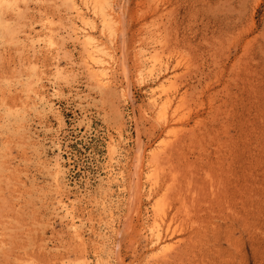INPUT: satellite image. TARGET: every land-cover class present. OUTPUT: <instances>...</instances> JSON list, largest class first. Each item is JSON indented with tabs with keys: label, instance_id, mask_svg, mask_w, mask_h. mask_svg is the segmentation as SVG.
<instances>
[{
	"label": "rangeland",
	"instance_id": "374dc122",
	"mask_svg": "<svg viewBox=\"0 0 264 264\" xmlns=\"http://www.w3.org/2000/svg\"><path fill=\"white\" fill-rule=\"evenodd\" d=\"M111 1L115 39L95 24L116 62L105 88L82 62L69 4L18 0L2 13L0 264L109 253L107 264H264V0ZM142 47L170 56L169 126L147 103L153 83L136 80ZM151 147L156 197L142 188ZM154 200L175 229L158 254L145 233Z\"/></svg>",
	"mask_w": 264,
	"mask_h": 264
},
{
	"label": "bare ground",
	"instance_id": "6f19581e",
	"mask_svg": "<svg viewBox=\"0 0 264 264\" xmlns=\"http://www.w3.org/2000/svg\"><path fill=\"white\" fill-rule=\"evenodd\" d=\"M64 3L69 4L68 6H70V9L72 10L74 16H75V20L72 23L73 27H72V33L73 36L75 37L76 40L79 41L80 45H81V51H82V55H83V60L84 61L83 64H85L86 67V71H88L91 79L94 81V83L96 84L97 87L99 88H105V87H110V85H112L114 79V63H116L113 60V49L111 51L110 49V45L107 42H105V40H103V38L99 35L95 34V29H96V25H99V34H107L109 37H111V39L113 40L114 38V34H115V24H116V16H115V10H114V6L112 5V1L111 0H62ZM114 2V1H113ZM65 4V5H67ZM19 8V3L18 0H0V29L1 30H6L7 28H9V25L7 23V20L5 19V15L3 16V12L4 11H16ZM72 14V13H71ZM70 14V15H71ZM10 15V14H9ZM8 16V15H7ZM49 15H47L48 17ZM10 17V16H9ZM11 18V17H10ZM52 19V17H51ZM74 19V18H73ZM11 20V19H9ZM47 20V19H46ZM49 20V19H48ZM54 20V19H53ZM73 21V20H72ZM67 22V21H66ZM97 22V24H96ZM31 24V23H30ZM29 24V25H30ZM66 24V23H65ZM96 24V25H95ZM45 25V24H44ZM47 25V24H46ZM66 26V25H65ZM16 27V26H15ZM32 28V26H29ZM25 28H28L25 27ZM54 28V27H53ZM53 28H51L52 30H54ZM42 29V28H41ZM51 29H48V33L45 34L44 32V36L42 37V39L40 40L41 43H43L46 47L48 48H52L55 44V38L54 35L51 31ZM0 30V31H1ZM18 30V29H17ZM23 30V29H22ZM43 30V29H42ZM45 30V29H44ZM56 30V29H55ZM59 30V29H58ZM65 30V28H64ZM32 31V30H31ZM117 31V30H116ZM30 32V31H29ZM41 32V31H40ZM59 32V31H58ZM5 33V32H3ZM14 33V31H13ZM20 33V32H19ZM25 33V30H24ZM31 33V32H30ZM33 33V32H32ZM31 33V35L28 34V36H33ZM8 34V33H7ZM10 34V33H9ZM35 34V33H34ZM40 34V33H38ZM71 34V33H70ZM36 36V34H35ZM42 36V34H41ZM58 36V33L57 35ZM116 36V35H115ZM15 37V36H14ZM20 37V36H18ZM16 36V38H18ZM40 37V36H39ZM72 37V36H70ZM153 37V35H152ZM22 40L23 38L20 37ZM36 38V37H35ZM34 38V39H35ZM107 38V37H106ZM25 39V37H24ZM32 38L30 37V40ZM33 39V40H34ZM110 39V38H109ZM115 39V38H114ZM157 36L154 35V40L153 41L155 44H157ZM12 40V39H11ZM14 40V39H13ZM58 40V39H57ZM153 40V39H152ZM27 41V39H26ZM61 41V40H60ZM118 41V40H117ZM17 42V41H16ZM25 42V40H24ZM39 42V41H38ZM112 42V41H111ZM23 43V42H22ZM25 44V43H23ZM35 44V43H34ZM37 44V43H36ZM77 44V43H76ZM33 45V43H32ZM64 45V43H63ZM143 45V44H142ZM159 45V44H158ZM161 45V44H160ZM28 46V45H26ZM31 46V44H30ZM120 46V45H119ZM33 47V46H32ZM41 46H37V48H39ZM162 47V46H161ZM152 48V50H148L147 48L143 50L141 49V51L139 52V64L136 70V80L137 82H150L153 83L151 85L152 88H150V92L147 96V103L149 104V106H151L153 109H155L159 116L158 120H162L163 123L165 124V126H169V121L166 118V115L168 113V110L171 108L172 106V102H173V92L171 93V89H172V76H170L169 74H166L168 71V66L170 65L169 63V57L170 56H166V57H160L162 56L161 53H159L158 50H160V48ZM25 48V46H24ZM43 48V47H42ZM41 48V49H42ZM149 48V47H148ZM26 49V48H25ZM34 49V48H33ZM44 49V48H43ZM54 50V49H53ZM56 50V49H55ZM28 51V50H27ZM34 51V50H33ZM39 51V49H38ZM161 51V50H160ZM31 52H32V48H31ZM46 52V51H45ZM52 52V49H51ZM50 52V53H51ZM138 52V50H137ZM34 53V52H33ZM32 54V53H31ZM37 54V53H36ZM35 54V55H36ZM52 54V53H51ZM34 55V56H35ZM164 56V55H163ZM122 58V57H121ZM178 62V61H177ZM176 62V63H177ZM33 63V62H32ZM39 63V62H38ZM121 63V62H120ZM179 64V63H178ZM181 64V63H180ZM30 66V65H28ZM33 66V65H32ZM36 66V65H35ZM170 67V66H169ZM39 68V66H38ZM172 68L174 69L175 66ZM40 71V70H39ZM42 71V70H41ZM38 72V71H37ZM44 73V72H43ZM59 73V72H57ZM134 73V72H133ZM172 75V73H171ZM30 76V73H29ZM28 76V77H29ZM33 76V75H32ZM44 76V75H43ZM64 76V75H62ZM27 77V76H26ZM43 79V78H42ZM64 79V78H63ZM114 79V80H113ZM30 80V78H29ZM33 80V79H32ZM31 80V81H32ZM21 80H19L20 82ZM25 81V80H24ZM30 81V82H31ZM36 81V80H35ZM16 82V81H15ZM18 82V81H17ZM23 83V81H21ZM26 82V81H25ZM115 82V81H114ZM36 83V82H35ZM149 83V84H150ZM19 85V84H18ZM146 85V83H145ZM11 86H13L11 84ZM22 86V85H21ZM24 86V85H23ZM38 88V84L36 85ZM144 86V84H143ZM148 86V85H146ZM33 87V86H32ZM35 87V86H34ZM150 87V86H149ZM9 88V85H8ZM12 88V87H11ZM114 88V87H113ZM25 89L26 86H25ZM116 89V88H115ZM118 89V88H117ZM8 90V89H7ZM10 90V88H9ZM23 90V89H22ZM31 90V88L29 89ZM33 90V88H32ZM38 90V89H36ZM104 90V89H103ZM41 92V91H40ZM148 92V91H147ZM123 93V92H122ZM36 94V93H35ZM39 94V93H38ZM125 94V93H124ZM32 96V94H30ZM42 95V94H41ZM40 95V96H41ZM28 96V93H27ZM30 97V96H29ZM26 98V96H25ZM38 98V96H37ZM29 99V98H28ZM27 99V100H28ZM35 99V98H34ZM33 101V99H31ZM44 100V99H43ZM24 101V100H23ZM45 101V100H44ZM47 101V100H46ZM28 102V101H26ZM31 103V102H30ZM35 102H33L34 104ZM37 103V102H36ZM177 103V102H176ZM175 104V103H174ZM173 104V105H174ZM16 105V104H15ZM28 105V104H27ZM31 105V104H29ZM17 106L19 107V104H17ZM16 106V108H17ZM25 106V110H26V105ZM148 106V105H147ZM176 106V105H175ZM22 107V106H21ZM49 108V107H48ZM150 108V107H149ZM175 108V107H174ZM4 110V109H3ZM10 110V109H9ZM16 110V109H15ZM20 110V109H19ZM24 110V109H23ZM46 110V109H45ZM150 110V109H149ZM178 110V109H177ZM6 111V109L4 110ZM14 111V110H13ZM7 112V111H6ZM5 112V113H6ZM18 112V109H17ZM154 112V110H153ZM13 113V112H12ZM20 113V112H19ZM155 113V112H154ZM17 114V113H16ZM144 114V113H143ZM156 114V113H155ZM169 114V113H168ZM175 114H172L171 116H173ZM7 116V115H4ZM18 116V115H17ZM168 116V115H167ZM11 117V116H10ZM6 118V117H5ZM4 118V119H5ZM16 118V116H15ZM20 118V117H19ZM172 118V117H171ZM7 119V118H6ZM13 119V118H12ZM8 121V120H7ZM11 121V120H10ZM20 121V120H19ZM9 122V121H8ZM7 123V122H6ZM173 123V122H172ZM8 124V123H7ZM4 123V125L7 127L8 125ZM159 124V123H158ZM163 126V125H162ZM2 128V126H1ZM171 128V127H170ZM169 128V129H170ZM168 129V128H167ZM168 131V130H167ZM170 133V132H168ZM119 136V135H118ZM118 138V137H117ZM117 141V140H116ZM121 142V141H119ZM161 143V142H160ZM122 145V144H121ZM160 145V144H159ZM110 146L111 149L110 151L112 153L116 152V149L118 151V148L115 144L110 142ZM137 147V146H136ZM140 148V147H139ZM139 150V149H138ZM137 151V150H136ZM146 152V151H145ZM116 154V153H115ZM145 156V155H144ZM144 158V157H143ZM146 158H149L150 161L146 166V172L144 173L143 179L144 182L142 183V188L145 189V185L147 184V195L148 196H153L156 197V195L153 193L156 185H157V180L156 179V168L159 165V161H158V155H157V149L156 148H149L147 150V154H146ZM112 159V158H111ZM125 159V158H124ZM114 160V158L112 159ZM54 162H57L54 161ZM53 162V163H54ZM57 164V163H56ZM55 164V165H56ZM114 164V163H113ZM58 165V164H57ZM54 166V165H53ZM52 166V167H53ZM60 168V167H59ZM111 168V167H110ZM113 168V167H112ZM52 169V168H51ZM54 170V169H53ZM52 170V171H53ZM58 170V169H57ZM62 170V169H61ZM51 171V170H50ZM115 171V170H114ZM58 172V171H56ZM62 173V171H61ZM109 173V171H108ZM113 173V172H112ZM53 175V172L51 173ZM117 174V173H116ZM120 174V173H119ZM122 174V173H121ZM63 175V174H62ZM110 175V174H109ZM54 176V175H53ZM114 176V175H113ZM61 177V176H60ZM112 177V176H111ZM118 177L117 175L114 176V178ZM121 177V176H120ZM63 178V177H61ZM60 178V180H61ZM107 178V177H106ZM109 178V177H108ZM113 178V177H112ZM52 180V179H51ZM56 180V179H55ZM59 180V179H58ZM108 179H106L107 181ZM116 181V179H114ZM111 181V180H110ZM122 181V180H121ZM59 182V181H58ZM112 182V181H111ZM120 182V181H119ZM118 182V183H119ZM107 183V182H106ZM105 183V184H106ZM110 183V182H109ZM54 184V183H53ZM117 184V183H116ZM114 185V183H113ZM122 185V184H120ZM55 186V184H54ZM109 186V185H108ZM111 186V185H110ZM109 186V187H110ZM123 186V185H122ZM145 186V187H144ZM117 187V186H116ZM121 187V186H120ZM105 192V191H104ZM156 192V191H155ZM71 194V193H70ZM105 197V196H104ZM62 199V198H61ZM67 201V200H66ZM105 201V199H104ZM155 201V205L153 206L154 212H153V218L151 220V222L146 225L145 228V233H147L148 239H149V243L152 247V251L155 252V254L158 253H164L168 248H169V238H173L172 235L175 233V229L171 228V225L169 224L168 221L165 220L164 218V214H163V210H159V205H160V201ZM59 202V201H58ZM107 202V201H106ZM160 202V203H159ZM64 203V202H63ZM110 203V202H109ZM105 204V203H104ZM72 206V205H71ZM104 206V205H103ZM110 208V206H108ZM69 208V207H68ZM62 209V208H61ZM65 213L64 215H68L69 212L67 208H63ZM71 209V208H70ZM104 209V207H103ZM74 213V212H73ZM70 216V214H69ZM70 220L73 221V217L72 215L70 216ZM78 220V219H77ZM76 222V221H74ZM110 223V222H109ZM70 224V223H69ZM146 224V223H145ZM69 226V225H68ZM79 226V225H78ZM71 227L73 230V233H75L74 235H76L77 238H79V234L78 231L74 225V223H71ZM145 227V226H144ZM80 228V227H79ZM114 228V227H112ZM111 228V229H112ZM108 229V227H107ZM142 230V229H141ZM80 231V230H79ZM112 232V231H111ZM143 232V231H142ZM93 233V232H92ZM73 235V236H74ZM82 235V234H81ZM111 236V235H110ZM81 237V236H80ZM108 238V237H107ZM103 239V237L101 238ZM105 240V239H104ZM110 240V239H109ZM102 241V240H101ZM171 241V240H170ZM103 243V242H102ZM101 244V242H100ZM105 244V242H104ZM102 244V245H104ZM107 246V245H105ZM107 248L110 249V247L108 246ZM102 249V248H101ZM100 251V250H98ZM103 251H105L103 249ZM107 253L109 251H106ZM105 252V253H106ZM104 253V252H103ZM102 254V253H101ZM110 254V253H109ZM106 255L105 260L103 262H96L97 264H107L108 260L111 259V255L109 256ZM103 256V255H101ZM100 256V257H101ZM105 256V255H104ZM99 257V258H100ZM77 259V258H76ZM102 259V258H101ZM98 261V259H97ZM110 263V262H109ZM31 264V263H30ZM73 264H90L89 262H87L85 260V258H81L80 260L76 261Z\"/></svg>",
	"mask_w": 264,
	"mask_h": 264
}]
</instances>
